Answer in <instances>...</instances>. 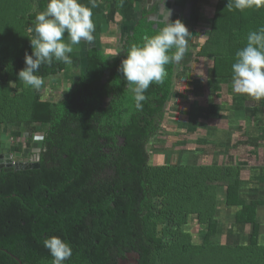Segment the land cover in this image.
I'll list each match as a JSON object with an SVG mask.
<instances>
[{"label":"trees","instance_id":"obj_1","mask_svg":"<svg viewBox=\"0 0 264 264\" xmlns=\"http://www.w3.org/2000/svg\"><path fill=\"white\" fill-rule=\"evenodd\" d=\"M105 1L125 11L141 0ZM47 3L36 0L37 8L20 16V34H27L20 54L0 28V79L12 85L0 86V128L5 126L16 143L5 150L18 158L40 155L37 168H0V264H51L42 241L52 235L73 249L65 264H264L259 217L264 199L248 202L243 197L241 167L224 199L227 206L238 207V230L224 243L214 238L220 229L217 183L160 182L152 174L148 145L159 133L170 101L180 99V82L186 77L176 72L178 63L166 65L163 83L151 85L142 109H136L118 68L129 46L142 44L166 23L153 20V11L145 9L126 36L121 56L113 60L92 44L76 85L52 101L17 75L26 66L25 53H32L27 29ZM227 4L217 0L203 44L202 31L195 33L198 57L214 58L208 68L214 77L232 76L236 52L246 45L248 33L264 26V5L241 12ZM3 20L0 15L1 26ZM10 26L7 34L15 36V24ZM69 55L77 59L74 51ZM67 69L66 63L53 60L36 75L47 78ZM37 132L44 133L42 143H33ZM193 216L205 231L201 242L185 230ZM245 227L248 241L242 240Z\"/></svg>","mask_w":264,"mask_h":264},{"label":"rangeland","instance_id":"obj_2","mask_svg":"<svg viewBox=\"0 0 264 264\" xmlns=\"http://www.w3.org/2000/svg\"><path fill=\"white\" fill-rule=\"evenodd\" d=\"M35 1L32 0L31 5L27 0H0V15L6 23L2 25L4 27L0 25V28L5 30L3 36L7 43L9 35L11 42L15 41L18 48L22 47L21 40L27 34H20V16L24 12L27 14L32 6L37 8ZM150 1L152 0H141L125 11L116 9L107 1L103 6L99 3L101 8L92 9L95 24L93 41H82L74 45L73 51L77 59L67 64L68 69L56 76L44 78L45 83L38 90L42 98L60 99L65 90L76 85L78 76L85 67L86 49L92 44H99L110 60L120 57L122 44L126 39L125 30L132 27L145 9L156 11ZM80 2L91 7L89 0ZM212 3H200L193 11L197 13L191 18L187 50L182 61L177 64L176 72L182 74L181 78L186 77V80L184 78L180 82V99L170 101L167 117L163 120L159 133L149 143L148 150L151 154V171L157 181L202 180L217 183L220 200L217 215L220 229L214 238L224 243L228 234L238 230L235 221L238 207L227 206L224 199L226 186L238 176L240 167L244 180L241 190L243 197L248 202L253 198L264 199V99L257 101L248 95L234 93L232 76L209 75L208 68L212 67L214 58H199L196 54V29L201 30L203 34L199 39L201 45L212 26L215 10V4ZM110 20L128 27L118 36V28L111 25ZM13 23L17 31L15 36L7 34V29ZM30 28L31 26L27 29L28 35L32 37ZM107 29L109 31L105 32ZM65 40L67 41L66 35ZM2 47L7 48L5 45ZM24 49L19 48L17 54ZM0 86L12 85L0 79ZM192 128H195L194 133L190 130ZM42 136L43 132H37L33 143H41ZM4 138L7 140L5 144L1 142ZM9 138L6 127L0 128V143L8 146L11 142V139L8 141ZM259 217L262 223L261 240L264 242V206L259 210ZM185 230L192 233L194 242L203 240L205 231L200 228L196 216L190 218ZM241 231L242 240L248 241L247 228H242Z\"/></svg>","mask_w":264,"mask_h":264},{"label":"clouds","instance_id":"obj_3","mask_svg":"<svg viewBox=\"0 0 264 264\" xmlns=\"http://www.w3.org/2000/svg\"><path fill=\"white\" fill-rule=\"evenodd\" d=\"M89 3L91 7L80 0H48L46 8L37 12L31 25L32 53H25L26 66L18 72V80L39 90L45 83L42 76L36 75L42 64L51 65L53 60L70 64L72 59L69 54L73 52V46L82 41H93L95 24L92 9L97 8L99 3L98 0H89ZM262 5L264 0H228L227 4L229 10L241 12ZM189 35L180 20L167 22L157 34L145 36L142 44L131 45L125 50L126 55L118 71L127 82L136 109H142L145 92L151 85L163 83L167 76L165 66L182 61ZM232 89L236 94L248 95L257 101L264 99V26L250 31L246 45L236 52V60L232 64ZM5 151L0 153L12 154ZM42 244L52 257L51 264H65L72 256L70 243L59 236H46Z\"/></svg>","mask_w":264,"mask_h":264},{"label":"crops","instance_id":"obj_4","mask_svg":"<svg viewBox=\"0 0 264 264\" xmlns=\"http://www.w3.org/2000/svg\"><path fill=\"white\" fill-rule=\"evenodd\" d=\"M104 2H106L105 0H98V3H101V6H103V4H104ZM150 2H152V7H153V9H155L156 11H153V13L154 12H156L157 13V10H160L162 7H163V4H166V5H168V6H172L173 8H181V9H184V8H196V7H198V5L200 4V3H202V4H210V3H212V4H215L216 5V3H217V0H203V1H200V3L199 2H197V0H152V1H150ZM101 6H98L99 8H101ZM114 6V5H113ZM97 7V8H98ZM154 16L155 15H151V18L152 19H154ZM122 17V16H121ZM116 22H118V21H113V20H110V23H111V25H113V26H116L117 28H118V31H119V34H118V36L120 35V33L123 31V30H125L128 26H125V27H123L124 26V24H117ZM115 24V25H114ZM134 24H135V22L132 24V27L129 29V30H125L126 31V33H125V38H126V36L129 34V32L131 31V29L133 28V26H134ZM122 26V27H121ZM107 31H109V29H107L105 32H107ZM193 39H194V37H193ZM124 41H125V39H124ZM124 41H123V43H124ZM122 52H123V44H122ZM122 54V53H121ZM113 60V59H112ZM49 100H52V101H57V100H53V99H49ZM2 132V131H1ZM3 135H4V133H3ZM1 136H2V134H1ZM7 140H6V138H4L1 142L2 143H4V142H6ZM8 141H9V139H8ZM5 144V143H4ZM9 146V145H8ZM3 147H5V145H3V144H1L0 143V151L1 150H3V151H5V149L3 148ZM7 147V146H6ZM5 152H7V151H5Z\"/></svg>","mask_w":264,"mask_h":264},{"label":"flooded vegetation","instance_id":"obj_5","mask_svg":"<svg viewBox=\"0 0 264 264\" xmlns=\"http://www.w3.org/2000/svg\"><path fill=\"white\" fill-rule=\"evenodd\" d=\"M194 8H173L172 6H168L166 4H163V7L160 10H157L156 12H152L151 15H155L153 20H156L158 22H174L176 20H180L184 23L186 26L188 32L190 31V25H191V18L194 14ZM190 35L187 37V45L189 43ZM42 138L44 139V133ZM43 142V140L41 141Z\"/></svg>","mask_w":264,"mask_h":264},{"label":"water","instance_id":"obj_6","mask_svg":"<svg viewBox=\"0 0 264 264\" xmlns=\"http://www.w3.org/2000/svg\"><path fill=\"white\" fill-rule=\"evenodd\" d=\"M5 166H14L16 169H31L39 167L40 163L38 161H17L14 163L10 153H0V168ZM20 264H22L21 261Z\"/></svg>","mask_w":264,"mask_h":264},{"label":"built area","instance_id":"obj_7","mask_svg":"<svg viewBox=\"0 0 264 264\" xmlns=\"http://www.w3.org/2000/svg\"><path fill=\"white\" fill-rule=\"evenodd\" d=\"M11 139V142L12 144L15 143V140L13 137H10L9 138V141ZM26 142V140H24ZM16 144V143H15ZM39 153H35L33 152L32 154H30L27 158L28 159H21L22 157L18 158L14 153L11 154V158L13 159V162H17V161H37L39 160V157H38Z\"/></svg>","mask_w":264,"mask_h":264}]
</instances>
